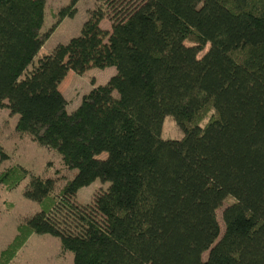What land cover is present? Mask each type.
Returning a JSON list of instances; mask_svg holds the SVG:
<instances>
[{"label": "trees", "instance_id": "obj_1", "mask_svg": "<svg viewBox=\"0 0 264 264\" xmlns=\"http://www.w3.org/2000/svg\"><path fill=\"white\" fill-rule=\"evenodd\" d=\"M77 1L42 30L45 0H0V107L76 170L58 190L30 175L23 195L39 210L0 264L30 233L58 237L71 264H264V0H104L78 35L34 60ZM107 66L115 74L68 111V71ZM166 115L181 137H161ZM26 174L13 164L0 183ZM99 177L108 186L78 204Z\"/></svg>", "mask_w": 264, "mask_h": 264}, {"label": "rangeland", "instance_id": "obj_2", "mask_svg": "<svg viewBox=\"0 0 264 264\" xmlns=\"http://www.w3.org/2000/svg\"><path fill=\"white\" fill-rule=\"evenodd\" d=\"M45 16L42 30L48 29L56 19L59 8L69 4L70 0H45ZM104 0H78L76 3V13L73 17H64L55 30L40 48L38 55L50 52L57 43H65L71 37L79 34L81 25L88 15V11L102 3ZM101 27L111 28V21L104 18ZM114 66L104 68L92 67L82 74L68 71L67 75L59 84V89L67 99V110L72 111L79 104L83 94L87 93L94 85L105 83L110 76L115 74ZM208 111L200 123L205 122L210 114ZM17 114H12L6 107H0V172L6 170L13 164L23 166L27 174L16 186L7 188L0 183V252L12 238L17 234V226L39 210L38 202L23 195V189L29 180L30 175L41 177H53L58 190L66 180L76 174V170L67 168L59 153L53 149L46 148L38 144L28 134L16 130L15 124ZM183 135L182 130L176 124L171 115H166L162 122V138H179ZM106 153L100 152L96 160L104 161ZM109 179L101 177L95 179L87 186L80 188L75 200L78 204H91L94 196L104 190ZM233 201L228 196L218 209V217L221 223L222 209ZM223 228V224H220ZM73 253L63 250L60 240L50 234L30 233L22 246L17 250L14 258L9 264H71Z\"/></svg>", "mask_w": 264, "mask_h": 264}]
</instances>
